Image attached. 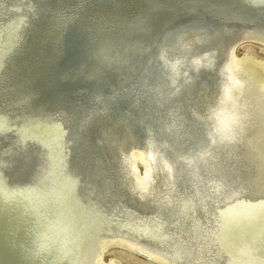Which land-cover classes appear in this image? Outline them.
I'll list each match as a JSON object with an SVG mask.
<instances>
[{
    "label": "water",
    "instance_id": "water-1",
    "mask_svg": "<svg viewBox=\"0 0 264 264\" xmlns=\"http://www.w3.org/2000/svg\"><path fill=\"white\" fill-rule=\"evenodd\" d=\"M19 1L28 9L26 23L6 56L1 89L27 94L34 110L59 115L65 162L80 172L84 187L93 179L105 186L111 175L122 176L120 187L126 184V196L140 203L142 189L124 154L147 149L155 153L157 173L168 171L180 180V190L199 187L205 197L215 193L214 175L205 170H220L217 156L239 143L236 119L223 130L215 127L217 106L235 110L233 94L239 87L232 95L229 88L222 92L218 68L230 62L231 43L250 40L241 31L264 29V0ZM13 144L8 174L30 176L44 154L31 139ZM219 148L221 153H214ZM229 155L223 153L234 160ZM198 165L203 176L194 171ZM231 177L238 182V172ZM131 182L134 187L128 188ZM156 184L155 193L161 189L159 180ZM175 189L168 198L157 200L153 194L148 205L173 209ZM222 192L219 188L216 196ZM239 206L232 213L240 212L236 219L243 221L235 224L251 222L261 211L252 207L250 215Z\"/></svg>",
    "mask_w": 264,
    "mask_h": 264
},
{
    "label": "rangeland",
    "instance_id": "rangeland-1",
    "mask_svg": "<svg viewBox=\"0 0 264 264\" xmlns=\"http://www.w3.org/2000/svg\"><path fill=\"white\" fill-rule=\"evenodd\" d=\"M20 5L21 4L19 2H16L14 0H0V65H2L4 69L2 76L5 75L4 66L7 60L6 56L8 52L11 50L12 46L15 44V36L17 38V31H19V28L22 27L23 24L26 23L25 20L19 22L18 20L19 14L17 15L16 13L12 12L13 10L12 8H17V12L21 11L22 8H18V7H21ZM21 18H24V17H21ZM19 34H20V31H19ZM250 40L252 39L250 38ZM246 52L264 59V41L259 40V39L258 40L253 39L252 42L242 44L235 51L237 57H242L243 54ZM242 73L247 77L246 73L241 71V75ZM247 79L249 81L248 77ZM247 84L248 82H245L246 88L248 90L249 88ZM243 89L245 90V91L243 90V94H245L243 95V99H244L243 104L246 103L244 104V107H246L244 109H246L245 112H247V114L245 113V116H247V120H248L247 123H245V126L247 127L250 126L248 122L250 123L252 122L251 123L252 129L247 128L248 130L246 129L247 131L246 130L244 131L245 133L244 135L245 137H247V139L249 140L252 139V142L254 144H257L259 140V136L258 135L255 136V135L257 134V132L260 131L261 127L264 126V108H263L264 90H262L263 91L262 95L258 97V96H254L252 94V91L248 92L245 88ZM251 97L253 99H251ZM260 110L262 112H258ZM41 111L42 110L33 109L30 98L28 97L27 94H23V93L22 94L21 93L20 94H16V93L9 94L8 92L2 91L1 84H0V161L4 164H9L8 162H10V153L13 151L11 149H14V147L10 145L14 146L13 143L18 138H27V139H31L34 142L38 143V145L43 149L42 153L45 156V160L43 162L40 161L37 164L36 166L37 175L35 174L36 178L38 179V181L35 182V185L37 184L41 188V191H38L35 189L33 190L32 187L35 186L33 184L30 187H28V185H30L29 184L30 182L20 183L18 187H16L15 185L13 187H9L7 186L5 181L0 180V264H73V263L74 264H81V263L85 264V262L86 264H95L96 261L98 260L97 258L98 255H101V258L107 262L110 259H114V260L116 259V261H119L120 259V262H117V264H145V262L147 261H150L147 263H152L150 259H152V257H154L155 255H156L155 256L156 258L161 259L165 262H168L169 264H189V263L190 264H193V263L195 264H204V263L205 264H226V263L228 264H251V263L252 264H255V263L264 264V260H263L264 259V211H263L264 204L261 205L263 209L261 208V211L257 214V217L255 216L256 226L254 228L255 230L254 234L250 235V238L248 237V234L250 232L245 233L244 235L242 234L243 238L241 239L240 243L244 242V244H242L244 246L246 243L247 244L246 247L237 245L234 242L231 243V241H227L229 239L228 237H230L229 235L230 230L232 231V233H234V231L241 229V227H239L241 223L236 224L235 226V224L232 223L231 220H229L228 225L230 222L234 224V226H232L231 228V225H229L230 230L225 231L222 234V236L221 234L217 233V237H216L214 227L215 226L217 227V225L220 222L219 220L218 221L216 220L215 214L217 210L224 209L226 205L220 206L219 204L217 207L213 208L212 201L205 202L206 204L204 205V209L207 210L209 206L210 214L209 216H203L201 218H197L198 221H195L196 222L195 224L196 234L192 236L193 241L190 240V243H188L189 235L187 234L186 231H183V232L181 230L175 231V229L171 225L170 227L162 225L163 224L162 220H159V219L155 220L153 217L152 219L151 215H147L146 213H143V211L132 201H128V200H122V202L115 201V200L102 201L100 198L97 197L96 194L95 196L94 193L91 194V196H89L88 198H84L83 196L86 197V195L83 193L85 189V187L83 186L84 185L83 181L78 175H76L72 170L69 169V166L67 164H65V167L62 165V161L59 155L60 150L58 146H56L57 145L56 136L58 137L60 136V134L62 133V128H63L60 117L58 114L50 115V114L43 113ZM254 112L256 113V115L254 114ZM260 115L263 117H261ZM46 117H49V118L51 117V118H54L55 120H49ZM256 123L258 124L256 125ZM249 135L252 137H249ZM6 142L8 143V145ZM48 148H51V154H49V152L46 151V149L48 150ZM62 149H64V147ZM261 153L262 152L260 151L259 154ZM1 158L4 160H2ZM263 158L262 160L261 158L257 160L256 164L258 166L260 165L261 166L257 167L258 170L253 172L254 175L253 173H251L249 175L250 177L249 176H248L249 178L247 177L248 178L247 181H249V186L248 185H247L248 187L243 186V188L247 187L244 190L248 193V195L254 194V196L255 195L257 196L256 198H254L253 201L258 200L257 198L264 199V172H263L264 171V162H263L264 160ZM139 166L140 168H142L141 165ZM261 168L263 169V171ZM2 171H3V174L6 175V172H4L5 170L2 169ZM55 179H57V183H62L58 189H52V184L54 183ZM6 180L8 181V179ZM45 188H47V190H45ZM90 193L92 192H89V194ZM183 197L184 199H187L188 197H190V195L186 194V195L181 196V199H180L181 202H182ZM249 198L251 197H248V199ZM187 200L189 201V199ZM194 202L191 203V206H194L196 204V202L195 203ZM85 203H87L88 205ZM104 210H107V211H104ZM67 211L70 212V215L75 221V224L74 223L72 224V228H73L72 231L70 230V226L68 228L69 230L66 228H63L61 220H60L68 216ZM196 211L199 212V209L195 208V211H194L195 214H196ZM202 212L204 213V211H201V214ZM56 219L58 221H56ZM51 220L53 221L55 220V221L53 222ZM250 221L252 222V219ZM113 222L116 224H114ZM248 222H245L244 226L248 227V225L251 224ZM211 224H213L212 225L213 227L211 226ZM84 227L86 229H84ZM55 228H57L58 231L55 230ZM116 228H118V230ZM130 228H134L135 233H134V229L132 231V229ZM244 228L247 229L246 227ZM137 229H140L141 231ZM245 229H242L240 231L244 233V231H247ZM125 231L128 233H126ZM138 232H139V235H138ZM172 233H174V235ZM76 235H78L79 237ZM119 235H120V238H119ZM134 236H136L138 239H136ZM213 236H215V241H213V238H212ZM218 236L219 237L221 236V237L219 238ZM162 239H164V241ZM117 241L118 243H116ZM124 243H126L127 245ZM136 243L138 245H136ZM195 243H198L199 245L198 244L196 245ZM228 244L230 246H228ZM192 245L196 246L195 249ZM104 246H105L104 249L101 248ZM127 246H132L138 250H141L142 253L134 252L135 254L134 253L130 254L131 252L127 251L126 249H125L126 251L125 252L124 247H127ZM189 247H192V248H189ZM100 249L102 252L100 251ZM188 249H190L191 251ZM155 250L157 252H155ZM121 251L125 252L124 254H128V252H130L129 257L126 258L123 255L121 256V253H120ZM189 251L192 252L191 253L192 255L190 254ZM221 252L222 254L223 253L225 254L222 255ZM164 253H167V254H164ZM193 253L197 255H194ZM87 254L89 255L87 256ZM229 254L232 256H230ZM160 255L161 257L163 256V259L160 258ZM240 255L242 258L240 257ZM89 256H92L93 258L92 257L89 258ZM118 256H119V259H118ZM213 258L214 259L216 258V259L214 260ZM189 259L190 260L195 259V260L192 262V261H188ZM219 259L221 261H219ZM90 260H91V263H90ZM176 260L177 261L179 260L178 263L175 262ZM211 260H212V263H211ZM241 261L242 262L244 261V262L242 263Z\"/></svg>",
    "mask_w": 264,
    "mask_h": 264
},
{
    "label": "bare ground",
    "instance_id": "bare-ground-1",
    "mask_svg": "<svg viewBox=\"0 0 264 264\" xmlns=\"http://www.w3.org/2000/svg\"><path fill=\"white\" fill-rule=\"evenodd\" d=\"M14 1H16V2H20L19 0H14ZM21 3V2H20ZM21 7H18V8H22L21 9V11H19V12H17V8H12L13 10H12V12H14V13H16L17 15L19 14V22L20 21H24V18H21V17H26V14H25V12L27 13L28 12V9H25L24 10V8H23V5L21 4L20 5ZM18 22V23H19ZM63 26V25H62ZM21 28V27H20ZM19 28V29H20ZM17 35H18V37H19V31H17ZM240 35H245V36H247V37H249V38H251L252 37V40L253 39H256V40H258V39H260V40H262V41H264V29L263 28H260V27H258V28H256V27H249V28H247V29H245V30H243V31H241L240 32ZM18 37L16 38V36H15V40L17 41L18 40ZM242 38V37H241ZM252 40H247V41H244V42H233V43H231L230 45H231V47H229V49H231V50H228V52H230V62H229V60L227 59L226 61H225V63H223V65L221 66V69L220 68H218V70H221V73H222V76H224V81L222 82V86H221V91L222 92H225L228 88H229V91L231 92L230 93V95H232L233 94V91H234V89H235V86H236V84H239V87H238V89H237V91L233 94V100L235 101V104H236V106H235V110H233V111H228L227 109H229L228 108V105H226V104H222L221 106H217V111H215V113L213 114V115H215L214 116V121H215V127L216 128H219L220 130H223V128L225 127V125H226V122L227 121H232V119H236V127H235V135H237L236 136V138H237V140H238V142L239 143H236V144H233V143H231V144H229V145H227V147H225L224 148V152H222V154H219V153H221L220 151H221V148H219V149H215L214 150V153H216V152H218L219 151V155L217 156L218 157V159H220L221 161H220V164H221V166H220V170H219V168H218V170L217 171H215V170H211V171H208V169H206L205 171L207 172V173H211L212 175H214L213 176V179H214V181H215V183L214 184H216V185H214V186H218V187H216V190H218L219 188H222L223 189V192H222V195L221 196H219V197H217L216 196V190H215V193H209L208 194V196H210V197H208L207 195H206V197L204 196V194H206V193H203V190L201 189V188H199V187H197V189H196V191H193L191 188L189 189V187L188 186H185L188 190H180V188L178 187V185H180L179 183H180V180H174L173 179V177H170V175L167 173L168 171H164V169H162V171L161 172H158L157 173V166H158V164L156 163L157 161H155V153H153V152H150L149 150H147V149H136V150H133V151H131L130 153H128V154H124V157L127 159V164L129 163V165L131 166V168H132V170H133V173H134V176H133V180H134V182L137 184V185H139V188L140 189H142V190H140L141 192V197H139L138 199H139V201H140V203H138L137 201H133V202H136L135 204L143 211V213H146L147 215H151V218L153 217L155 220H162V222H163V224L162 225H164V226H168V227H170V225L175 229V231H186L187 232V234L189 235V237H188V243H190V240H192V236H194L196 233H195V224H196V222L195 221H198V219L197 218H201V217H203V216H209V214H210V207L208 206V209L206 210V209H204V205L206 204L205 202H209V201H212V204H213V208L214 207H217L219 204H220V206H223V205H226L225 206V208L224 209H221V210H217V212H216V214H215V216H216V220L218 221L219 220V224L217 225V227L215 226L214 227V229H215V234H216V237H217V233H219V234H221V236H222V234L225 232V231H228V230H230V228H229V225H231V228H232V226H234V224L237 222L236 220H239V221H243V219H241V218H237L236 219V216L237 215H239L240 214V212L239 213H237V214H235V213H232V211L233 210H235L234 208H236V206H238V205H240L238 208L239 209H241V210H243V211H249V213L248 214H251L250 212H251V209L250 208H252V207H261V205L262 204H264V199H260V198H257L258 200H255V201H253L254 200V198H256L257 196L255 195L254 196V194L253 195H248V193L246 192V191H242V187L243 186H249V181H247V179L250 177L249 175L251 174V173H253V172H255L256 170H258V168L257 167H260V166H258L256 163H257V160H259V158H261V160H262V158L264 157V126L263 127H261V129H260V131L259 132H257V134L255 135V136H259V140H258V142H257V144H254L253 142H252V139H247V137H245V133H243L247 128H249V129H252L251 128V123L250 122H248L249 124H250V126H245V123H247V116H245V113L247 114V112H245V110L246 109H244V108H246V107H244V104H246V103H244L243 104V101H244V99H243V95H245V94H243V88H245L246 90H247V88H246V85H245V82H248V84H247V86H248V92H250V91H252V94L254 95V96H260V95H262V90H264V59L263 58H260V57H258V56H255V55H252V54H250V53H248V52H246V53H244L243 54V56L242 57H237V55H236V53H235V51H234V46L236 45H240V44H244V43H250V42H252ZM262 43V42H261ZM11 46V45H10ZM259 46V45H258ZM208 51V52H207ZM38 52H41V50L40 51H36V53H38ZM211 52V49H209V50H205V51H203L202 53H200V55H202V54H209ZM9 56H8V59L6 60V62H8L9 61ZM229 63H231L232 65H231V67L229 66ZM1 67H2V65H0V76H2L3 75V71H4V69L2 68L1 69ZM5 69H6V67H4ZM243 71L244 73H246L247 74V77L249 78V81H248V79H247V77L242 73V75H241V71ZM230 72V76H228L229 73ZM228 74V75H227ZM3 83V79L0 77V84H2ZM2 86V85H1ZM245 91V90H244ZM223 94V93H222ZM247 94V93H246ZM248 95H249V93H248ZM225 96H226V94H225ZM225 96H223V99L221 100V102L223 103L224 102V98H225ZM247 96V95H246ZM253 97V96H252ZM251 97V99H253ZM264 97V96H263ZM257 98V97H256ZM255 98V99H256ZM246 99V98H245ZM254 99V100H255ZM205 100V99H204ZM248 102H250V101H248ZM262 102V101H261ZM258 103V102H257ZM242 105V106H241ZM259 105V104H258ZM261 105H263V104H261ZM256 106H257V104H256ZM255 106V107H256ZM248 108V107H247ZM263 108H264V106H263ZM254 110V109H253ZM51 110H49V111H47V112H50ZM41 112H43V113H46V111H41ZM258 112H262L261 110L260 111H258ZM46 114H48V113H46ZM253 114V113H252ZM254 114L256 115V113L254 112ZM259 114V113H258ZM263 115V114H262ZM261 116V115H260ZM253 117V116H252ZM261 117H263V116H261ZM46 118H48L49 120H55L54 118H49V117H46ZM250 118V117H249ZM257 118H259V117H257ZM251 119V118H250ZM245 120V121H244ZM263 122V121H262ZM255 123V122H254ZM258 123H256V125H257ZM253 125H255V124H253ZM256 128H257V126H256ZM259 128V127H258ZM248 130V129H247ZM246 130V131H247ZM256 130V129H255ZM251 131V130H250ZM250 133V132H249ZM248 134V133H247ZM247 134H246V136H247ZM62 136H63V132L60 134V136L58 137V136H56V143H57V145L56 146H58V148H59V155H60V158H61V161H62V165L65 167V164H66V162H65V155H66V149H65V143H64V141H63V139H62ZM249 137H252V136H250L249 135ZM254 138V137H253ZM25 140H26V142L28 143V139L27 138H24ZM257 139V138H256ZM61 141V142H60ZM13 142V141H12ZM11 142V143H12ZM7 143V142H6ZM30 144V143H29ZM37 144V146H35V147H37L38 148V150L40 151V153H42L43 152V149L38 145V143H36ZM240 145H243L242 147H240ZM10 146H12V147H15V146H13V145H10ZM64 147V149H62ZM7 148V147H6ZM8 148H9V146H8ZM11 148V147H10ZM28 148H30L29 146H28ZM243 148V149H242ZM213 150V149H212ZM212 150L210 151V152H212ZM245 150V151H244ZM7 151V150H6ZM29 151V150H28ZM46 151H48L49 152V154H51V148H48V150L46 149ZM242 151H244V153L242 154L241 152ZM262 152L261 154H259V152ZM226 152H229V154L230 155H232L233 157H234V160H231L230 158L228 159V158H225L224 156H223V153H226ZM4 154V153H3ZM6 154V153H5ZM18 153H15L13 156H15V155H17ZM240 154H242V156L241 157H239L240 156ZM229 155V156H230ZM247 157H249V158H247ZM7 158V157H6ZM2 159V158H1ZM2 160H4V159H2ZM10 160H11V157H10ZM263 160H264V158H263ZM228 161H230V162H228ZM264 162V161H263ZM262 162V163H263ZM9 163V162H8ZM11 163V162H10ZM139 165H141V167L142 168H140V166ZM162 165H163V163H162ZM168 165L169 166H172V163H171V161H169L168 162ZM123 167H127L126 166V162H125V160H124V158H123ZM239 167H240V171H238V169H239ZM8 168H10V166L9 167H7V164H4V163H2L1 161H0V180H3V181H5L6 182V184H7V186H9V187H13L14 185L16 186V187H18L19 186V184L20 183H28V182H30L29 184L30 185H28V187H30L32 184L33 185H35V182L36 181H38V179L36 178V173L37 172H34V173H32L30 176H21V175H17V176H12V175H9L8 174ZM167 168V167H166ZM182 169H184V167H181ZM199 168H202L203 169V167L201 166V165H198L197 166V169L196 170H194V171H197V173L199 174V175H201V176H203L205 173H203L202 171H200V170H198ZM2 169H4L6 172H7V174H8V178H7V176L5 175V174H3V171H2ZM73 169V168H72ZM262 169V168H261ZM260 169V170H261ZM74 170V169H73ZM204 170V169H203ZM260 170H259V172H260ZM4 171V172H5ZM10 171V170H9ZM76 171L77 170H75L74 171V173L77 175V173H76ZM262 171H263V169H262ZM78 173H80L79 171H77ZM130 172H131V170H130ZM238 172V182L236 181V180H234L235 179V177H231V175H236V173ZM264 172V171H263ZM157 173V174H156ZM190 173L191 172H189L188 174H187V176H189V177H192L191 175H190ZM36 174V175H35ZM172 174V173H171ZM35 175V176H34ZM253 175H254V173H253ZM253 175H252V177H253ZM256 175V174H255ZM249 176V177H248ZM257 176V175H256ZM5 177H6V179H8V181L5 179ZM79 177H80V175H79ZM248 177V178H247ZM261 177V176H260ZM120 178H122V176H119V178H118V176H115V175H111V178L109 177V180L107 181V183H106V185L105 186H101V185H99L94 179H93V181L91 182V183H89V184H87L86 185V187H85V189H84V191H83V193L86 195V197L85 196H83L84 198H88L89 196H91V194H93L94 193V195L96 194L97 195V197L98 198H100L102 201H104V200H115V201H121L122 202V200H128V201H131L127 196H126V189H127V187H126V184H125V186H122V187H120L121 185H120V181L119 180H121ZM251 179V178H250ZM253 179V178H252ZM157 180H159L160 181V185H158L159 187L161 186V189L159 188L158 190H156V192L157 193H155L153 190L154 189H156V181ZM252 181V180H251ZM255 181H257V180H255ZM261 181V180H260ZM263 181V180H262ZM8 182H9V184H8ZM132 183L131 182V184H130V186L128 185V188H132V187H134V184L135 183ZM254 182V181H253ZM247 183V184H246ZM61 184L62 183H57V179H55L54 180V183L52 184V189H58L59 188V186H61ZM226 185V188H225V185ZM88 186H90V187H88ZM173 186H174V188H176L175 189V191H174V193H173V195H174V197L175 198H173L174 200H175V202L177 203L176 204V207H174L173 209L172 208H170V207H168V208H166V209H164L163 207H162V204L161 205H148V203H149V200H150V198L149 197H153V194H155V196H156V198H157V200L158 199H160L161 197H163L164 196V198H168V196L170 195V193L172 192V190H173ZM240 186V187H239ZM247 186V187H248ZM228 187V188H227ZM247 187H245V188H247ZM33 188V190L35 189V190H38V191H41V188L36 184L35 186H33L32 187ZM121 188L123 189V190H121ZM107 189V190H106ZM45 190H47V188H45ZM73 191V190H72ZM188 191V192H187ZM260 191V190H259ZM262 191V190H261ZM32 192V191H31ZM34 192V191H33ZM89 192H92V193H90L89 194ZM252 192V191H251ZM253 193H254V191H253ZM144 194V195H143ZM186 194H189L190 195V197H188L187 199H189V201L187 200V199H184V197L182 198V202L180 201V199H181V196H183V195H186ZM262 194V193H261ZM32 195H33V193H32ZM95 195V196H96ZM168 195V196H167ZM248 195V196H247ZM143 196H144V198H143ZM200 198H199V197ZM248 197H251V198H249L248 199ZM92 198V197H91ZM97 198V199H98ZM94 199V198H93ZM140 199H142V200H140ZM146 199H148V201H145ZM176 199H178L179 201H177ZM252 200V201H251ZM89 201V200H88ZM93 201V200H92ZM188 201V202H187ZM196 202V204L194 205V206H191V203L192 202ZM194 202V203H195ZM93 203V202H92ZM100 203V202H99ZM113 203V202H112ZM222 203V204H221ZM66 204V203H65ZM80 204V203H79ZM85 204H87V203H85ZM90 204V203H89ZM126 204V203H125ZM88 205V204H87ZM118 205V204H117ZM64 206V205H63ZM98 206V205H97ZM122 206V205H121ZM128 206V205H127ZM173 206V205H172ZM177 206H178V211L177 210H175V208H177ZM67 207V206H66ZM232 207V210H230L229 212H227V213H225L226 212V210L228 211V209H230ZM101 208V207H100ZM110 208V207H109ZM131 208V207H130ZM195 208H197V209H199V212H197L196 211V214H195ZM262 208V207H261ZM111 209V208H110ZM118 209V208H117ZM263 209V208H262ZM66 210V209H65ZM103 210V209H102ZM130 210V209H129ZM206 210V211H205ZM101 211V210H100ZM104 211H107V210H104ZM125 211H126V209H125ZM201 211H204V213L202 212V214H201ZM225 211V212H224ZM264 211V210H263ZM90 212V211H89ZM114 212V211H113ZM123 212V211H122ZM84 213V212H83ZM82 213V214H83ZM225 213V217H223L222 215ZM64 214V213H63ZM67 214H68V216H66V217H64V219H60L61 220V223H62V226H63V228H66V229H68L69 228V226H70V230L72 231V224L74 223L75 224V221H74V219L72 218V216L70 215V212L69 211H67ZM90 214V213H89ZM102 214V213H101ZM122 214V213H121ZM256 214V213H255ZM92 215V214H91ZM100 215V214H99ZM111 215V214H110ZM135 215H136V213H135ZM105 216V215H104ZM107 216V215H106ZM114 216V215H113ZM112 216V217H113ZM257 217V215H254V217L252 218V222H248V223H251L250 225H248V227L247 226H244V222H242L241 224H240V226L239 227H241V229H239V230H236V231H234V233H232V231L230 230V232H229V235H230V237H228L229 239L227 240V241H231V243L232 242H234L235 244H237V245H240V246H244V245H242V244H244V242H242V243H240V241H241V239L243 238L242 236L245 234V233H248V232H250L249 234H248V237L250 238V235H253L254 234V232H255V230H254V228H255V226H256V217ZM109 217V216H108ZM94 218V217H93ZM128 218V217H127ZM142 218V217H141ZM152 218V219H153ZM80 219V218H79ZM107 219V218H106ZM133 219V218H132ZM208 219V218H207ZM39 220V219H38ZM82 220V219H81ZM86 220V219H85ZM127 220V219H126ZM125 220V221H126ZM229 220H231L232 221V223H234V224H232V223H230L229 222V225H228V221ZM51 221H53V220H51ZM55 221V220H54ZM53 221V222H54ZM56 221H58L57 219H56ZM77 221V220H76ZM80 221V220H79ZM95 221V220H94ZM110 221V220H109ZM113 221V220H112ZM142 221V220H141ZM105 222H106V220H105ZM129 222V221H128ZM153 222H155V221H153ZM212 222V221H211ZM85 223V222H84ZM108 223V222H107ZM114 223V222H113ZM208 223H209V221H208ZM58 224V223H57ZM100 224H102V223H100ZM114 224H116V223H114ZM134 224V223H133ZM140 224V223H139ZM169 224V225H168ZM42 225V224H41ZM52 225V224H51ZM105 225V224H104ZM103 225V226H104ZM142 225V224H141ZM213 224H211V226H212ZM47 226H48V224H47ZM88 226V225H87ZM89 226H90V224H89ZM97 226V225H96ZM99 226V225H98ZM115 226V225H114ZM131 226H132V224H131ZM130 226V227H131ZM202 226H203V224H202ZM210 226V225H209ZM235 226H236V224H235ZM43 227H44V225H43ZM102 227V226H101ZM167 227V228H168ZM206 227H208V226H206ZM213 227V226H212ZM244 227H246L247 229H245ZM47 228V227H46ZM45 228V229H46ZM88 228V227H87ZM100 228V227H99ZM119 228V227H118ZM118 228H116L117 230H118ZM129 228V227H128ZM145 228H146V226H145ZM163 228H165V227H163ZM81 229V228H80ZM84 229H86L85 227H84ZM103 229V228H102ZM106 229V228H105ZM108 229V228H107ZM113 229V228H112ZM130 229H132V231H133V229L134 228H130ZM130 229H129V231H130ZM144 229V228H143ZM148 229V228H147ZM206 229V228H205ZM205 229H203V230H205ZM242 229H245V230H247V231H244V233H242L240 230H242ZM55 230H57V228H55ZM69 230V229H68ZM88 230V229H87ZM86 230V231H87ZM109 230V229H108ZM128 230V229H127ZM137 230H140V229H137ZM136 230V231H137ZM150 230V229H149ZM149 230H148V232H149ZM50 231V230H49ZM58 231V230H57ZM78 231V230H77ZM80 231V230H79ZM141 231V230H140ZM144 231V230H143ZM212 231H213V229H212ZM211 231V232H212ZM122 232V231H121ZM126 232V231H125ZM204 232V231H203ZM76 233V232H75ZM126 233H128V232H126ZM134 233H135V229H134ZM201 233V232H200ZM210 233V232H209ZM51 234H53V233H51ZM54 234H56V233H54ZM117 234H119V233H117ZM121 234V233H120ZM149 234V233H148ZM156 234V233H155ZM173 235H174V233H172ZM218 234V235H219ZM243 234V235H242ZM122 235V234H121ZM123 235H125V234H123ZM135 235V234H134ZM138 235H139V232H138ZM150 235H151V233H150ZM206 235V234H205ZM211 235V234H210ZM76 236H78V235H76ZM79 236H80V234H79ZM78 236V237H79ZM106 236V235H105ZM128 236H130V235H128ZM154 236V235H153ZM164 236V235H163ZM177 236V235H176ZM175 236V237H176ZM201 236V235H200ZM220 236V237H221ZM52 237V236H51ZM71 237H72V235H71ZM136 239H138L136 236H134ZM158 237V236H157ZM161 237V236H160ZM179 237V236H178ZM197 237V236H196ZM196 237H194V238H196ZM199 237V236H198ZM204 237V236H203ZM219 237V236H218ZM219 237V238H220ZM76 238V237H75ZM81 238V237H80ZM119 238H120V235H119ZM119 238H118V240H119ZM124 238V237H123ZM129 238V237H128ZM135 238H134V240H135ZM202 238V237H201ZM206 238V237H205ZM204 238V239H205ZM209 238H210V236H209ZM208 238V239H209ZM213 238V241H215V236H213L212 237ZM244 238H245V236H244ZM62 239V238H61ZM77 239V238H76ZM83 239H84V237H83ZM99 239V238H98ZM131 239V238H130ZM149 239V238H148ZM166 239V238H165ZM176 239V238H175ZM174 239V240H175ZM80 240V239H79ZM108 240H110V239H108ZM122 240V239H121ZM133 240V241H134ZM163 241H164V239H162ZM195 240V239H194ZM206 240V239H205ZM219 240V239H218ZM226 240V239H225ZM244 240V239H243ZM242 240V241H243ZM76 241V240H75ZM74 241V242H75ZM91 241V240H90ZM96 241V240H95ZM104 241V240H103ZM124 241H125V239H124ZM123 241V242H124ZM127 241H128V239H127ZM126 241V242H127ZM160 241V240H159ZM193 241V240H192ZM191 241V242H192ZM221 241V240H220ZM246 241V240H245ZM110 242H112V241H110ZM110 242H109V244H110ZM154 242H155V240H154ZM157 242V241H156ZM201 242V241H200ZM207 242V241H206ZM205 242V243H206ZM212 242V241H211ZM263 242V241H262ZM261 242V243H262ZM78 243V242H77ZM116 243H118V241L116 242ZM135 243V242H134ZM176 243H177V241H176ZM193 243V242H192ZM198 243H199V241H198ZM198 243H195L196 245L198 244ZM202 243V242H201ZM204 243V242H203ZM209 243V242H208ZM239 243V244H238ZM257 243V242H256ZM259 243V242H258ZM82 244H83V242H82ZM81 244V245H82ZM124 244H126V243H124ZM141 244V243H140ZM157 244V243H156ZM168 244V243H167ZM223 244V243H222ZM225 244V243H224ZM249 244V243H248ZM77 245V244H76ZM85 245V244H84ZM106 245V244H105ZM127 245V244H126ZM129 245H130V243H129ZM136 245H138L137 243H136ZM145 245V244H144ZM183 245V244H182ZM186 245V244H185ZM189 245V244H188ZM194 245V244H193ZM192 245V246H193ZM199 245V244H198ZM214 245V244H213ZM246 243H245V246L244 247H246ZM65 246V245H64ZM170 246V245H169ZM181 246V245H180ZM228 246H230L229 244H228ZM234 246V245H233ZM75 247V246H74ZM73 247V248H74ZM82 247V246H81ZM145 247V246H144ZM168 247V246H167ZM172 247V246H171ZM173 247H174V245H173ZM183 247V246H182ZM194 247V249H195V247L196 246H193ZM204 247V246H203ZM206 247V246H205ZM211 247V246H210ZM65 248V247H64ZM101 248H105V246L104 247H101ZM158 248V247H157ZM157 248H156V250H157ZM188 248V247H187ZM189 248H192V247H189ZM198 248V247H197ZM213 248V247H212ZM226 248V247H225ZM241 248V247H240ZM243 248V247H242ZM87 249V248H86ZM111 249V248H110ZM113 249V248H112ZM125 249L127 250V251H130V252H128V254H124L126 251H125ZM140 249V248H139ZM145 249H147V248H145ZM166 249V248H165ZM179 249V248H178ZM182 249V248H181ZM184 249V248H183ZM216 249V248H215ZM231 249V248H230ZM84 250V249H83ZM91 250V249H90ZM116 250V249H115ZM151 250V249H150ZM155 250V252H157ZM163 250V249H162ZM173 250V249H172ZM188 250H190V249H188ZM218 250H220V249H218ZM238 250V249H237ZM244 250V249H243ZM243 250H242V252H243ZM100 251H101V249H100ZM124 251L125 252H120L121 253V256L123 255L124 257H126V258H128L129 257V253L130 254H132V253H134V252H137V253H142V251L141 250H138V249H136V248H134V247H132V246H127V247H124ZM152 251V250H151ZM161 251V250H160ZM191 251V250H190ZM189 251V252H190ZM195 251V250H194ZM215 251V250H214ZM222 251V250H221ZM228 251V250H227ZM233 251H234V249H233ZM92 252V251H91ZM99 252V251H98ZM102 252V251H101ZM168 252V251H167ZM173 252V251H172ZM180 252V251H179ZM197 252V251H196ZM231 252V251H230ZM77 253H78V251H77ZM152 253V252H151ZM181 253V252H180ZM192 252H190V254H191ZM195 253V252H194ZM193 253V254H194ZM220 253V252H219ZM228 253V252H227ZM234 253V252H233ZM76 254V253H75ZM82 254V253H81ZM135 254V253H134ZM154 254V253H153ZM152 254V255H153ZM160 254H162V253H160ZM164 254H167V253H164ZM163 254V255H164ZM186 254H187V252H186ZM216 254V253H215ZM221 254H222V252H221ZM220 254V255H221ZM223 254H225V253H223ZM222 254V255H223ZM232 254V253H231ZM238 254V253H237ZM243 254V253H242ZM245 254V253H244ZM78 255V254H77ZM89 254H87V256H88ZM172 255V254H171ZM170 255V256H171ZM175 255H176V253H175ZM182 255V254H181ZM192 255V254H191ZM194 255H197V254H194ZM193 255V256H194ZM230 255V254H229ZM86 256V255H85ZM156 256V255H155ZM152 257V259H150L151 260V262L152 263H147V262H150V261H147V262H145V264H169L168 262H165V261H163V260H161V259H158V258H156V257ZM169 256V257H170ZM184 256H185V254H184ZM192 256V257H193ZM219 256V255H218ZM230 256H232V255H230ZM247 256V255H246ZM90 257H92V256H89V258ZM94 257H95V255H94ZM131 257V256H130ZM149 257V256H148ZM147 257V258H148ZM167 257V256H166ZM178 257V256H177ZM190 257V256H189ZM191 257V258H192ZM199 257V256H198ZM214 257V256H213ZM216 257V256H215ZM240 257H241V255H240ZM73 258V257H72ZM93 258V257H92ZM98 260L96 261V263L95 264H117V262H120V259H119V256H118V259H119V261H116V259L114 260V259H110L108 262L107 261H104V259H102L101 258V255H98ZM103 258H104V256H103ZM160 258H162L163 259V256L161 257V255H160ZM168 258V257H167ZM184 258V257H183ZM212 258V257H211ZM222 258V257H221ZM220 258V259H221ZM224 258V257H223ZM242 258V257H241ZM244 258H245V256H244ZM69 259V258H68ZM68 259H67V261H68ZM171 259V258H170ZM173 259V258H172ZM188 259V258H187ZM195 259H197V258H195ZM195 259H193V260H188V261H194ZM206 259V258H205ZM214 259V258H213ZM216 259V258H215ZM214 259V260H215ZM219 259V261H221ZM231 259V258H230ZM240 259V258H239ZM83 260H85V259H83ZM86 260H88V259H86ZM165 260V259H164ZM180 260V259H179ZM178 260V261H179ZM186 260V259H185ZM203 260V259H202ZM210 260V259H209ZM213 260V261H214ZM232 260V259H231ZM238 260V259H237ZM243 260V259H242ZM259 260V259H258ZM264 260V259H263ZM157 261V262H156ZM178 261L176 260L175 262L176 263H178ZM199 261H200V259H199ZM225 261V260H224ZM234 261V260H233ZM239 261V260H238ZM88 262V261H87ZM93 262V261H92ZM174 262V261H173ZM196 262V261H195ZM204 262H205V260H204ZM237 262V261H236ZM242 262V261H241ZM244 262V261H243ZM242 262V263H243ZM246 262V261H245ZM253 262V261H252ZM257 262V261H256ZM263 262V261H262ZM68 263V262H67ZM71 263H73V262H71ZM79 263V262H78ZM90 263H91V260H90ZM122 263V262H121ZM181 263V262H180ZM183 263V262H182ZM188 263V262H187ZM211 263H212V260H211ZM223 263H225V262H223ZM260 263V262H259ZM74 264V263H73ZM82 264V263H81ZM85 264H86V262H85ZM190 264V263H189ZM193 264H195V263H193ZM205 264V263H204ZM226 264H228V263H226ZM252 264V263H251ZM256 264V263H255Z\"/></svg>",
    "mask_w": 264,
    "mask_h": 264
}]
</instances>
